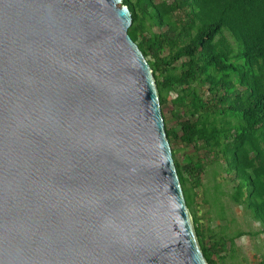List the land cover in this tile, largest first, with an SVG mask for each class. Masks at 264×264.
Segmentation results:
<instances>
[{
	"label": "water",
	"instance_id": "95a60500",
	"mask_svg": "<svg viewBox=\"0 0 264 264\" xmlns=\"http://www.w3.org/2000/svg\"><path fill=\"white\" fill-rule=\"evenodd\" d=\"M122 0H0V264H207Z\"/></svg>",
	"mask_w": 264,
	"mask_h": 264
},
{
	"label": "trees",
	"instance_id": "16d2710c",
	"mask_svg": "<svg viewBox=\"0 0 264 264\" xmlns=\"http://www.w3.org/2000/svg\"><path fill=\"white\" fill-rule=\"evenodd\" d=\"M122 4L131 13L128 34L152 69L161 110L170 105L178 127H169L163 115L198 245L207 264H222L225 248L233 249L235 239L246 232L228 236L226 226L213 231L201 222L197 189L205 165L198 155L181 164L173 144L210 157L217 168L212 179L222 171L232 174L236 183L229 198L244 205L264 233V0ZM210 195L204 193L201 203L209 201L224 220V209Z\"/></svg>",
	"mask_w": 264,
	"mask_h": 264
},
{
	"label": "rangeland",
	"instance_id": "374dc122",
	"mask_svg": "<svg viewBox=\"0 0 264 264\" xmlns=\"http://www.w3.org/2000/svg\"><path fill=\"white\" fill-rule=\"evenodd\" d=\"M170 105H165L162 108V115H165L169 127H177L175 120L172 117ZM178 128V127H177ZM176 151L175 158L184 164L188 156L202 159L205 165V172L200 176V188L197 189L198 197L197 203L202 216L201 222L206 226L208 225L213 231H216L222 226L227 227V235H233L238 230L246 232L245 235L238 237L234 241V248L231 249L229 245L225 248L224 258L222 264H258L264 259V233L260 232L263 225L259 221H253L246 207L242 204H236L229 198L228 194L232 192L233 186L236 181L232 179V174H226L222 171L220 175L214 180L212 170H217L216 163L211 160L210 157L205 156V153L194 151V148L189 146H182L179 144H173ZM221 165H224V163ZM215 185L216 189H215ZM219 190L222 194H219ZM208 193H211L210 198L213 203H218V206H222L225 213L224 220L216 217L214 209L211 207L209 201H203ZM218 195V198H217ZM221 203V204H220ZM220 212V211H219ZM200 216V217H201ZM258 232L255 234L248 233ZM233 251V252H232Z\"/></svg>",
	"mask_w": 264,
	"mask_h": 264
},
{
	"label": "crops",
	"instance_id": "0c3cea01",
	"mask_svg": "<svg viewBox=\"0 0 264 264\" xmlns=\"http://www.w3.org/2000/svg\"><path fill=\"white\" fill-rule=\"evenodd\" d=\"M243 236V235H242Z\"/></svg>",
	"mask_w": 264,
	"mask_h": 264
}]
</instances>
